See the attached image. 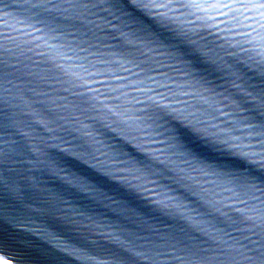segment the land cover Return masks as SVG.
<instances>
[{"label": "water", "instance_id": "1", "mask_svg": "<svg viewBox=\"0 0 264 264\" xmlns=\"http://www.w3.org/2000/svg\"><path fill=\"white\" fill-rule=\"evenodd\" d=\"M30 2L0 0V61L6 52L9 69L8 82L0 78V257L11 264H152L138 253L216 251L219 241L208 224L249 247L257 238L250 233L259 235L261 225L243 209L264 205V168L194 131L175 113L141 135L134 120L143 117L146 101L129 88L138 86L132 81L145 66L143 58L170 63L156 55L166 51L161 43L207 49L211 61L199 64L205 87L241 98L247 111L237 112L231 104L220 111L251 122L249 112L258 109L245 93L264 90V60L255 47L264 45V7L249 6L264 0H156L166 4L163 9L137 6L147 0H91L99 6L87 9L83 20L63 7L47 13L28 9ZM84 27L107 33L111 38L101 42L109 50L120 49L122 39L142 41L130 45L143 52L134 61L137 67L117 61L113 67L125 70L108 73L74 59L64 45ZM111 75L119 79L102 78ZM176 99L208 110L186 97ZM211 114L229 122L228 116ZM173 134L182 147H166ZM203 162L228 164L253 177L258 191L242 194L206 174L211 169ZM213 198L218 211L206 202Z\"/></svg>", "mask_w": 264, "mask_h": 264}, {"label": "snow or ice", "instance_id": "2", "mask_svg": "<svg viewBox=\"0 0 264 264\" xmlns=\"http://www.w3.org/2000/svg\"><path fill=\"white\" fill-rule=\"evenodd\" d=\"M98 6L99 3H92L91 0H74L72 3H67L66 0H61V3H52L50 0H31L27 8L47 13L49 10L58 11L63 7L64 9L71 10L70 14L73 19L83 20L85 19L84 12L87 9ZM137 6L163 9L166 7V4L158 3L156 0H147L146 3H141ZM218 6L226 7V5ZM108 7L114 6L108 5ZM209 7L216 6L209 5ZM249 7H264V4H253ZM32 14L35 15V11ZM53 22L55 21L53 20ZM108 27L114 28L115 26L109 24ZM73 31H76V29H73ZM119 35L124 36L123 33H119ZM101 37L111 38L107 33L100 31L99 28L93 31L91 28L84 27L78 36L69 38L68 42L64 45V50L73 53L74 59L82 60L85 65L93 68V70H96V65H101L103 71L108 73H112L115 70L124 71L125 69L119 67V65L116 68L113 67V64L117 61H121L123 64H128L131 67H137L134 61L138 57H143V52L139 48L130 47V45L133 43L142 45V41L137 40L135 37L132 40L122 39L117 42L121 45L120 49L109 50L108 46L101 42ZM97 45L99 46L98 48L96 47ZM160 47L165 48L166 51L157 53L156 55L170 63L161 64L159 60L143 58L142 62L145 66L137 68L139 76L136 80L132 81V83L138 86L129 88V91L139 94L146 101L142 105L144 109L143 117H137L134 120V124L136 125L134 130L140 132L141 135L147 136L157 126V121H161L163 115L175 113L176 118L185 121L189 126H193L194 131H202L205 135H211L216 143L224 146L226 149L234 150L236 154L264 168V90H261L259 94L245 93L248 100L256 102L252 107L258 109V112H249L247 119L251 122H245L244 117L230 116L228 113L220 111V109L227 108L231 104L234 105V110L237 112H245L247 110L240 107L241 98H230L227 95L220 96L218 93L212 92L208 87H205L206 82L200 76L201 69L199 68V64L202 60L211 61L209 50L167 42L161 43ZM255 47L261 49L259 55L264 60V45L257 44ZM88 49H93V51H87ZM102 49L104 51H101ZM76 53H83L84 55L76 56ZM2 55L4 56V60L0 61V78L7 83V77L9 76L8 54L5 52ZM89 57H91V61L88 59ZM78 67H80L85 76L89 74L82 65H78ZM160 67H165L167 70L162 72L154 70ZM153 77H158L159 79H154ZM102 78L119 79V77L114 75ZM168 85H172V87ZM118 87H124V85H119ZM231 87L238 92L244 91L243 88L238 87L236 84H232ZM155 88L162 89L166 95L154 91ZM109 90L111 91L112 89L109 88ZM88 91H91V89H88ZM202 93H207V95H203ZM119 95L124 96L125 93H119ZM177 95L196 101L201 105H206L208 110L183 103L181 100L176 99ZM222 101H227L228 103L226 104ZM124 102L127 103L128 100ZM131 102L136 103L135 100H131ZM211 112H215L219 116H228L229 122L225 123L224 121L216 120V116L212 115ZM124 119L127 120L129 117L124 116ZM212 120H215L216 123H204L205 121ZM217 125L220 126L218 127ZM209 128L211 129L210 132L207 131ZM236 133L239 134L237 135ZM169 139L172 143L166 146L168 149L182 147L175 134L169 137ZM172 154L170 151L169 155ZM159 155H164V153H160ZM189 155L191 154L189 153ZM192 158L195 159V157ZM203 165L205 168L211 169L206 174L222 178L224 183L232 184L242 194L247 195L248 193L258 191L255 183L252 182L254 181L253 177L240 174L228 164H209L203 162ZM188 171L195 175L194 170L188 169ZM196 183L199 182L197 181ZM201 191L205 190L201 189ZM249 198L255 199L252 196H249ZM206 202L212 207L213 211L219 210L214 206L218 202L216 198L209 199ZM229 202L238 203L239 201ZM243 211L261 225L259 235L255 232L250 233V235L257 238L248 241L249 247L226 238L225 233L220 232L212 224H208L207 229L215 233V239L219 241V244L216 245V251L205 253L200 249H188L182 251L179 256H176L164 255L147 249L144 253H138V255H141V258L145 260L151 259L152 264H159V261L163 260L173 261L174 264H241V262L242 264H264V205L261 206L260 210L245 208ZM175 251L176 249L174 248L168 249V252ZM149 252L151 256L148 255ZM0 264H10V261L8 259H0Z\"/></svg>", "mask_w": 264, "mask_h": 264}]
</instances>
